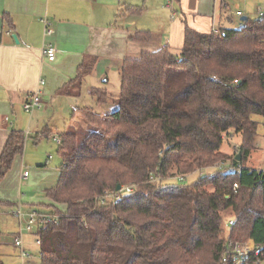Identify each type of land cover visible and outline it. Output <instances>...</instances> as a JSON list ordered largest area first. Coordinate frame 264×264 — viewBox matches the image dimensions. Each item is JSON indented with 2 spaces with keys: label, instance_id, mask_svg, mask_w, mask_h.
I'll list each match as a JSON object with an SVG mask.
<instances>
[{
  "label": "trees",
  "instance_id": "trees-1",
  "mask_svg": "<svg viewBox=\"0 0 264 264\" xmlns=\"http://www.w3.org/2000/svg\"><path fill=\"white\" fill-rule=\"evenodd\" d=\"M150 39L148 31L130 38ZM95 61H84L76 85ZM118 71L114 111L77 109L73 118L92 131L81 142L74 132L59 136L58 180L45 190L57 223L39 233L40 264H222L226 245L253 240L264 248V166H246L258 150L260 123L253 117L264 119V18L218 33L185 25L177 52L167 46L142 52ZM90 93L108 101L104 89ZM232 136L239 145L227 154L221 148ZM44 137L46 131L37 140ZM24 144V133H10L0 182ZM220 162L239 165L241 173L217 168ZM204 170L210 171L192 183L164 184ZM117 186L133 190L119 202H96Z\"/></svg>",
  "mask_w": 264,
  "mask_h": 264
},
{
  "label": "crops",
  "instance_id": "crops-1",
  "mask_svg": "<svg viewBox=\"0 0 264 264\" xmlns=\"http://www.w3.org/2000/svg\"><path fill=\"white\" fill-rule=\"evenodd\" d=\"M165 3L166 0H0V155L11 132L24 133V146L27 145V155L16 159L17 156L0 182L2 232L8 225L14 226L12 234L18 232V221L12 215L18 202L22 211L29 213L36 210L34 203L40 200L21 193L22 183L42 189L38 184L41 172H29L21 178L27 168L43 165L31 153L33 148L28 150V142L36 146L48 137L54 143L53 138L61 133L53 134V130L74 121V111L81 109L77 106H86L84 99L96 101L91 98V90L108 92L111 79H119L123 60L165 46L177 52L183 46L185 25L200 33L238 28L242 19H256L255 8L264 0H172V10ZM130 7H142L143 11L136 14ZM237 11L243 16L237 17ZM43 20L54 30L52 36H44ZM139 31L150 32L148 43L130 40ZM47 43L55 49L53 61L42 54ZM87 58L96 61L76 85ZM37 89L41 90V106L27 114L23 103ZM43 131L47 137L37 140Z\"/></svg>",
  "mask_w": 264,
  "mask_h": 264
},
{
  "label": "rangeland",
  "instance_id": "rangeland-1",
  "mask_svg": "<svg viewBox=\"0 0 264 264\" xmlns=\"http://www.w3.org/2000/svg\"><path fill=\"white\" fill-rule=\"evenodd\" d=\"M254 17V16H253ZM252 16L250 17L251 20H253ZM235 19H238L237 17L234 16ZM257 19V16H256ZM139 57V56H138ZM137 58V57H136ZM119 89H120V79L117 78L111 79V83L108 86V92H109V98L106 103H99L97 101H92L90 99L86 101V106H82L83 104H80V106H77L79 108L82 107H88L93 109L97 113H102V114H109L112 111H114V108L118 104V99H119ZM92 99H95L91 97ZM253 119L258 121L259 128H258V138L256 140L257 142V147L258 150H256L252 156L248 159L246 162L247 167H253V168H259L264 166V119L260 118L258 116H254ZM74 132L77 134L79 142H81L89 133V131H92V128L82 119L77 117L74 119V121L70 122L69 124L66 123L61 124L57 129L53 130V134H60L62 132ZM51 135V134H50ZM227 142H224L221 150L227 154H234L235 152V146L239 145V137L232 136L228 139H226ZM55 143V142H54ZM50 138H45L43 141H41L39 144L36 146L32 145L31 142H28V150L32 147L33 150L31 153L39 159V161H43V165L41 167H30L27 168V172L29 173H34V172H41L40 175V180L38 181L39 185H42V189L37 188L36 186L32 187L33 185L27 184V183H22V195L24 196H35L39 200V203H34L35 206V211L38 213H49L50 210L46 209V206L49 205L47 202V199L45 197V190L53 187L57 181V176L59 173V167L61 164V158L58 154V146L56 143L54 144ZM27 145L24 146V150L21 156H18L16 159L21 158L24 153V157L27 155L25 152V148ZM50 156V157H49ZM46 161L48 163L45 165ZM229 163V162H226ZM210 170H204L201 172H195L186 178H174V179H169L164 182L166 185H175L179 183H192L195 181L198 177L201 175H204L205 173H208ZM40 174V173H39ZM44 203V204H43ZM228 220H229V215L227 214L225 216V226L224 229L227 231L228 230ZM14 231V226L13 225H8L5 227L4 232L1 236V244H0V254H1V260L3 264H21V260L19 257V251L17 248L14 247L13 245V239L14 235H12V232ZM24 240L27 244L26 248L28 251V254L32 255V260L27 261L26 264H40V256H39V248H37L33 243L35 240V237L33 236H27L24 237ZM264 264V262L260 263Z\"/></svg>",
  "mask_w": 264,
  "mask_h": 264
},
{
  "label": "built area",
  "instance_id": "built-area-1",
  "mask_svg": "<svg viewBox=\"0 0 264 264\" xmlns=\"http://www.w3.org/2000/svg\"><path fill=\"white\" fill-rule=\"evenodd\" d=\"M239 2L243 0H238ZM166 7L172 8V0H166ZM172 10V9H171ZM257 19L264 18V3L256 6L255 8ZM174 16V12L172 13ZM237 17H242L243 13L241 11L236 12ZM44 24V36L49 37L54 34V30L50 28V24L48 21L43 20ZM244 26V21H241L239 27ZM42 54L49 61H53L55 59V49L49 43L44 44L42 47ZM43 80L40 81V84H43ZM41 90L37 89L33 93L29 94L24 103L23 109L27 114H32L35 109L41 106ZM53 141L59 145L61 140L59 137L55 136ZM237 149L238 146L236 145ZM235 149V150H236ZM219 169H225L228 173L238 172L241 173V167L238 165L237 167L232 166L230 163L220 162L216 165ZM264 171V167L262 172ZM28 176V172H24L21 178H26ZM233 188H237V184L233 185ZM133 190V186H124L120 187L119 191L114 192H106L103 196L97 198L96 202L103 205L109 200H113L115 202H119L121 197L125 194L131 193ZM12 215L18 221V232L14 235L13 245L19 251V257L21 260V264H26V262L32 260V255L28 254L26 248V242L24 237L33 236L35 237L34 245L39 248V256L40 247H41V239L39 237V233L43 231V229L53 223H57V217H52L49 213H38L37 211H32L29 213H24L22 211L21 203L18 202L15 206V209ZM232 224V222H229ZM264 248L262 246H257L253 240H247L243 244H229L224 248V253L222 256V264H260L264 261V255H262Z\"/></svg>",
  "mask_w": 264,
  "mask_h": 264
},
{
  "label": "water",
  "instance_id": "water-1",
  "mask_svg": "<svg viewBox=\"0 0 264 264\" xmlns=\"http://www.w3.org/2000/svg\"><path fill=\"white\" fill-rule=\"evenodd\" d=\"M242 21H245V18L242 19ZM14 38H16V37L14 36ZM240 156H241V154L238 153L237 156H236V160H237V161H240ZM119 190H120V186H117V187H116V191H119Z\"/></svg>",
  "mask_w": 264,
  "mask_h": 264
}]
</instances>
